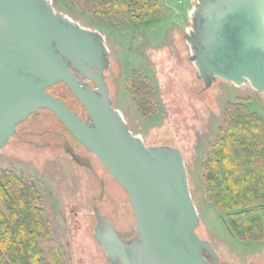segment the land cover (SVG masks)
<instances>
[{
  "label": "water",
  "instance_id": "water-1",
  "mask_svg": "<svg viewBox=\"0 0 264 264\" xmlns=\"http://www.w3.org/2000/svg\"><path fill=\"white\" fill-rule=\"evenodd\" d=\"M190 23L184 40L205 87L220 78L264 94V0H195ZM109 64L104 37L57 12L52 0H0V150L19 123L50 111L128 196L129 238L93 209V236L110 264H220L195 232L199 215L182 151L147 145L130 130L109 94ZM57 83L89 119L47 90Z\"/></svg>",
  "mask_w": 264,
  "mask_h": 264
},
{
  "label": "rangeland",
  "instance_id": "rangeland-1",
  "mask_svg": "<svg viewBox=\"0 0 264 264\" xmlns=\"http://www.w3.org/2000/svg\"><path fill=\"white\" fill-rule=\"evenodd\" d=\"M159 4L157 17L116 22L95 18L65 0H52L57 12L104 37L110 58L105 70L109 94L130 130L147 145L182 151L199 215L195 232L210 242L220 264H264V234L257 241L233 236L226 228L225 213L207 198L202 179L203 163L229 106L241 103L264 121V94L248 84L238 87L220 78L205 87L196 77L184 40L195 0H159ZM140 82L149 87V111L138 105ZM47 90L89 119L64 84ZM0 168L35 181L50 223L49 237L64 264H110L93 236L94 208L111 219L125 238L134 235L132 208L123 188L50 111L41 109L16 126L0 150ZM260 212L264 227V205Z\"/></svg>",
  "mask_w": 264,
  "mask_h": 264
},
{
  "label": "trees",
  "instance_id": "trees-1",
  "mask_svg": "<svg viewBox=\"0 0 264 264\" xmlns=\"http://www.w3.org/2000/svg\"><path fill=\"white\" fill-rule=\"evenodd\" d=\"M98 19L144 20L160 13L159 0H65ZM138 105L149 111L143 82ZM144 91V92H143ZM207 198L225 213L227 230L245 241L261 240L264 227V121L241 103H232L216 142L203 163ZM34 180L0 168V264H64Z\"/></svg>",
  "mask_w": 264,
  "mask_h": 264
},
{
  "label": "flooded vegetation",
  "instance_id": "flooded-vegetation-1",
  "mask_svg": "<svg viewBox=\"0 0 264 264\" xmlns=\"http://www.w3.org/2000/svg\"><path fill=\"white\" fill-rule=\"evenodd\" d=\"M70 150H72V149H68L67 151L69 152Z\"/></svg>",
  "mask_w": 264,
  "mask_h": 264
}]
</instances>
